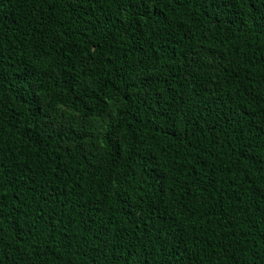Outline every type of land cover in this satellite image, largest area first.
<instances>
[{"label":"trees","instance_id":"obj_1","mask_svg":"<svg viewBox=\"0 0 264 264\" xmlns=\"http://www.w3.org/2000/svg\"><path fill=\"white\" fill-rule=\"evenodd\" d=\"M0 264H264V0H0Z\"/></svg>","mask_w":264,"mask_h":264}]
</instances>
